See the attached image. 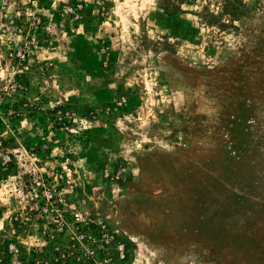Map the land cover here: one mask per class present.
I'll return each instance as SVG.
<instances>
[{"label": "rangeland", "instance_id": "374dc122", "mask_svg": "<svg viewBox=\"0 0 264 264\" xmlns=\"http://www.w3.org/2000/svg\"><path fill=\"white\" fill-rule=\"evenodd\" d=\"M0 0V264H264V0Z\"/></svg>", "mask_w": 264, "mask_h": 264}, {"label": "trees", "instance_id": "16d2710c", "mask_svg": "<svg viewBox=\"0 0 264 264\" xmlns=\"http://www.w3.org/2000/svg\"><path fill=\"white\" fill-rule=\"evenodd\" d=\"M169 1L170 0H159V6L164 12L173 13L177 9V6L173 5V3Z\"/></svg>", "mask_w": 264, "mask_h": 264}, {"label": "built area", "instance_id": "2783aa9c", "mask_svg": "<svg viewBox=\"0 0 264 264\" xmlns=\"http://www.w3.org/2000/svg\"><path fill=\"white\" fill-rule=\"evenodd\" d=\"M1 16V15H0Z\"/></svg>", "mask_w": 264, "mask_h": 264}]
</instances>
